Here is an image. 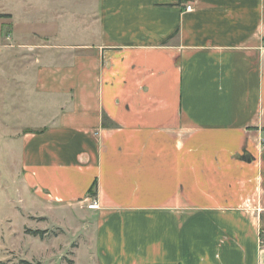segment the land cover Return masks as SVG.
Instances as JSON below:
<instances>
[{
	"label": "crops",
	"instance_id": "0c3cea01",
	"mask_svg": "<svg viewBox=\"0 0 264 264\" xmlns=\"http://www.w3.org/2000/svg\"><path fill=\"white\" fill-rule=\"evenodd\" d=\"M85 1L26 66L20 111L54 110L20 137L24 189L91 264H264V0Z\"/></svg>",
	"mask_w": 264,
	"mask_h": 264
},
{
	"label": "rangeland",
	"instance_id": "374dc122",
	"mask_svg": "<svg viewBox=\"0 0 264 264\" xmlns=\"http://www.w3.org/2000/svg\"><path fill=\"white\" fill-rule=\"evenodd\" d=\"M90 9L85 0H0V13L9 14L0 17V264H91V245L83 243L85 231L77 219L66 213L59 220L24 189L19 141L28 125L44 123L54 110L20 111L34 99L26 66L45 52L38 47L45 40L52 48L46 57L62 51L65 42H75ZM54 18L57 34L45 38ZM27 230L46 233L40 237Z\"/></svg>",
	"mask_w": 264,
	"mask_h": 264
},
{
	"label": "built area",
	"instance_id": "2783aa9c",
	"mask_svg": "<svg viewBox=\"0 0 264 264\" xmlns=\"http://www.w3.org/2000/svg\"><path fill=\"white\" fill-rule=\"evenodd\" d=\"M185 10L190 11L192 10V4H186L185 5ZM88 209H97L98 208V203L96 198L92 197L88 202L84 204ZM259 246L264 247V234H261L259 238Z\"/></svg>",
	"mask_w": 264,
	"mask_h": 264
},
{
	"label": "trees",
	"instance_id": "16d2710c",
	"mask_svg": "<svg viewBox=\"0 0 264 264\" xmlns=\"http://www.w3.org/2000/svg\"><path fill=\"white\" fill-rule=\"evenodd\" d=\"M9 14H2L0 13V17H5V16H8ZM263 42V45H264V38L262 40ZM88 193L89 195H92V196H95L96 195V181H93L91 186L89 187L88 189ZM29 233L35 235V236H40V237H43L46 233L45 230H27Z\"/></svg>",
	"mask_w": 264,
	"mask_h": 264
}]
</instances>
